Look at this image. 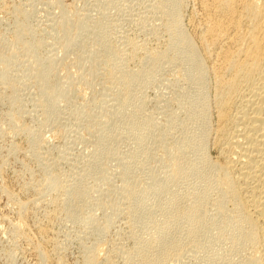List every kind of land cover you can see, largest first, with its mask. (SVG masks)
Wrapping results in <instances>:
<instances>
[{
    "label": "rangeland",
    "instance_id": "rangeland-1",
    "mask_svg": "<svg viewBox=\"0 0 264 264\" xmlns=\"http://www.w3.org/2000/svg\"><path fill=\"white\" fill-rule=\"evenodd\" d=\"M169 2L170 0H165V4L162 0L161 2L160 0H0V264H85L86 262L88 264H140V262L144 264L145 259L148 260L146 264L148 262L149 264H210L211 262L214 264H240L241 262L242 264H247L243 258L242 250L239 247H234L235 243H232L233 238H238L237 231L234 228L237 223L234 226H232L233 223H230L235 221V207L229 199L222 197L223 195L220 196L222 194L221 189L215 182L218 171L214 166L211 172L212 165L219 160L217 159V152L212 139V130L215 126V113L211 103L214 87L213 77L207 72L209 76L204 73L207 76L199 77L197 71H195L196 66L183 55H180V52H184V48L173 49L178 52H176L177 55L172 50L176 32L174 31L175 28L173 29L174 33L170 26L173 17H178V13H180L182 17L179 16V19H176L179 23L177 22L178 26L175 30L178 31L180 29V33L188 34L187 36L192 39L195 49L201 56L200 59L202 58V62L205 63L206 49L204 44V48L201 46L200 42H202L201 38L204 34L202 26L209 17L200 7L199 0H179L177 11L175 8H171L172 6ZM162 3L164 6H160ZM166 3H169L167 6L171 10L165 6ZM171 12H174L173 15H171ZM170 17L172 21H170ZM169 22L171 23L168 24ZM17 23L20 26L24 25V28L18 26ZM19 28L24 29L25 33H22L23 35L21 34L22 37L20 36V38H18L19 35L16 31ZM201 30L202 32H200ZM170 37L173 39L171 40ZM101 39H104V41ZM20 40L22 43H20ZM67 42H70L71 47L66 48L65 44ZM73 42L74 44H72ZM36 44L40 45L37 46ZM110 51L112 56L115 54L113 57L110 56ZM167 51H171V53ZM159 52L161 54L166 52L165 57H163L164 54L161 55ZM155 53L156 55H154ZM183 54L185 55V52ZM152 55L155 59L151 57ZM158 55L160 56L156 58ZM166 56H168L167 59ZM160 57H163V59ZM182 57L185 58L186 62L188 61V65L191 63L194 67L191 64L187 66V63L181 60ZM156 59L159 63L156 62ZM48 65L52 66H49V69L51 68L49 77L45 74ZM190 67L195 68V70ZM111 70L117 72L111 75ZM137 73L140 75L138 76ZM126 74L129 75L127 76ZM185 74H188V77ZM40 75L43 78L40 79ZM149 75L151 76L149 77ZM130 76L137 77L135 80H131ZM114 78L115 80L113 81ZM116 78L119 80L117 81ZM122 79L126 80L123 81L126 83L121 82ZM195 79L199 80H196V82ZM200 79H205L203 82L206 84H201L203 82ZM67 84L69 85L66 86ZM125 84L127 85L125 86ZM200 87L201 89H198ZM47 89H57L55 92L53 90L51 96V98L54 97V101L49 98L52 100L53 105L51 100L48 99L49 101H46V98L50 97V95L46 94L48 91L45 94H41ZM57 91L58 93L59 91L65 93L62 96L60 93L55 95ZM202 93L205 99L201 95ZM99 97H101L100 99L108 100L116 99L115 101L119 102L115 103L116 106L118 104L117 107L115 106V109L117 108L116 111L123 109L121 110L123 112L118 115L120 122L118 121L119 123H116V126H118L119 130L122 129L119 132H123V135L120 134V136L124 137L119 136L121 139L109 137L111 140L107 137L104 138L102 140L104 148H100L101 144L98 143L100 139L96 136L99 132L101 134L103 131L105 132V128H107L105 124L100 125L98 129L94 125L95 119L93 120L90 117L93 112L90 115L88 114L89 111L84 114H88L89 117L87 115L81 116L78 112H74L76 106L88 107L93 102L91 105L94 106L95 102H99ZM204 101L205 103H203ZM45 102L47 105L50 103L52 106L53 110L50 105L48 106L49 109H47L50 114L46 109L40 107V104L46 105ZM200 104L201 107H203L202 105L206 106L205 109L204 107H199L198 105ZM120 106L123 107L120 108ZM193 106H198L199 110H203L193 109ZM198 107L196 108L198 109ZM189 109L191 110L190 112ZM193 110L197 112L192 115ZM43 112L46 113V116ZM29 114L32 115L30 116ZM103 114L104 112L101 113V115ZM96 115L99 116L100 113ZM198 116L200 119H197ZM205 116L207 117L205 118ZM91 120H93V123ZM153 122L159 129L154 126ZM200 122H206L205 126H203L205 131L201 130L203 124L201 123L200 125ZM39 123L41 124L39 125ZM147 125H152L153 127H148ZM194 125L196 126L195 128ZM39 126L41 127L39 128ZM24 127H27L31 134L23 133L22 128ZM153 128L155 129L152 130ZM205 128L210 130L208 131L210 134ZM124 129L128 132H125ZM146 129L147 137L145 135ZM191 133L194 135L192 136ZM184 134L185 136H183ZM201 134L204 136H201ZM31 136L33 138H30ZM160 136L163 137L160 138ZM186 136L194 140L189 141ZM154 137L155 140H153ZM34 138L37 140H34ZM202 138L204 139L201 140ZM31 140L36 141L35 144ZM177 141L180 142L181 146L185 145L184 152ZM187 142L190 144L188 143V145ZM176 143L179 146H176ZM201 144L204 149L200 147ZM174 146L176 148L179 147V151L181 150V152H177L181 156L177 157V161H179V158V163H183L182 165L177 163L179 164L177 165L179 170L176 168V172L171 170V160L170 156H168L169 151L173 150ZM99 150H103V152ZM187 156L194 160H189L186 158ZM195 165L198 167H195ZM171 172H173V176L170 174ZM213 172H216V174ZM129 183H132L130 187ZM47 184H52L53 186L57 184V189H54L55 186ZM98 184L101 186H98ZM168 184L169 186H167ZM95 185L98 186V191ZM216 187L217 189H215ZM128 188L131 192L128 191L127 193ZM196 190L197 192H195ZM81 192L85 194V202L81 206L78 205L79 207L72 203L74 208L70 207V198L81 194ZM132 192H135V195ZM64 193L66 195L69 194L70 200L66 199L67 196ZM86 197H89L88 200ZM64 199L68 202L64 201ZM190 199L192 200L190 201ZM218 200L220 202L223 200L224 208L222 212H225L226 216L225 213L223 215L218 210ZM227 200L229 201L228 205ZM207 203L211 205H207ZM199 204L205 205L201 207ZM67 205H69V209ZM193 206L200 210L202 208L203 211H199ZM213 206L216 207L213 208ZM65 207L66 209H64ZM190 207L196 211H193ZM185 208L187 213H190L187 214ZM216 211L220 212L221 215L218 212L216 213ZM89 215L92 217V224L91 222L87 224L90 227L78 223L81 218ZM200 215L203 216L201 217ZM227 215L234 218H228ZM191 218L195 219H192V221ZM188 219L189 221H187ZM218 219L221 220L219 221ZM223 219L226 224L222 221ZM195 222L197 223L195 224ZM229 223L230 225L232 224L231 227L233 229L229 227ZM164 224L167 228L162 227ZM223 224H225L226 230H222L224 228ZM193 225L195 228L199 226L196 232L195 228L193 229ZM218 226L220 227L218 228ZM201 227H203L202 230ZM220 228L221 230L219 231ZM230 231H233V234ZM154 232L157 234L158 232H163V234L160 236L159 233L158 238L157 234V237L153 235ZM235 234L237 235L235 236ZM151 237H153V240ZM155 238L158 239L155 240ZM172 240L176 244H172ZM150 242L155 244L153 245ZM182 242L185 244H182ZM195 244H200L201 246ZM148 245H153L154 248ZM143 247L145 250H143ZM213 247L217 248L214 249ZM168 248L171 250H167ZM136 251L143 257L139 258ZM182 251L185 252L183 253ZM135 254L136 256L138 255L137 258L136 256L132 257ZM151 254H154V256ZM128 255L131 256L129 257Z\"/></svg>",
    "mask_w": 264,
    "mask_h": 264
},
{
    "label": "bare ground",
    "instance_id": "bare-ground-1",
    "mask_svg": "<svg viewBox=\"0 0 264 264\" xmlns=\"http://www.w3.org/2000/svg\"><path fill=\"white\" fill-rule=\"evenodd\" d=\"M159 1V0H158ZM167 1V0H166ZM160 2H161V0H160ZM162 2L165 4V0H162ZM163 3L162 4H160V6L161 5H163ZM170 5L172 6L171 8H175V10H176V8L178 9L179 8V0H170ZM169 3H166V5L165 6H167ZM199 5H200V7L202 8V10H203V12L204 13H207V15H208V19H207V21L203 24V30H204V34L202 35V38H201V40H202V42H200V44H201V46L204 48V46H205V49H206V54H205V56H204V61H205V63L204 62H202V58L200 59V54H198V52H197V50L195 49L196 47H194V45H193V43H192V39L191 38H189V36H187L186 34H183V33H180V29H179V27H178V31L177 30H175V29H177V26H178V24H177V20L176 19H179V16L180 17H182L181 15H180V13H178L179 14V16L178 17H176V16H174L173 17V21H172V19H171V17L169 18V19H171L170 21H172V24H171V26L170 27H172V31H173V29H174V31L176 32V35H175V38H174V41H173V43H172V50L173 49H176L177 50V48H180V47H182V48H184V52H185V55L182 53V52H180V55H183L185 58H187L192 64H194V66H196V70H195V68L193 69V65L191 64V63H189V65H188V61L186 62V60H184L185 58H181V60H183L184 62H186L185 64L187 65V66H190V64L193 66V67H190V68H192V70H195V71H197V74H198V76L199 77H201L202 78V76H204L205 74L204 73H209L212 77H213V80H214V87H213V93H212V105H213V108H214V113H215V126H214V128H213V130H212V139H213V145H214V148H215V150H216V152H217V159H219V160H217L216 162H215V164L214 165H212V168H211V172H212V169H213V166H214V168H216V170L218 171V173H217V179L215 180V182L217 183V185L219 186V188L221 189V192H222V194H220V196H222V197H224V198H226V199H229L231 202H232V204L234 205V210H236V212L234 213V214H236V216H235V218L234 217H231V216H228V218H234L235 219V221H233V222H230L229 220H228V222H230V223H233V225L232 226H234L236 223V225L234 226V228H235V230L237 231V234H238V238L236 237V239L235 238H233L234 240L232 241V243L234 244V247H239L240 248V250H242V253H243V258H244V260H245V262L247 263V264H264V0H199ZM164 6V5H163ZM168 7V6H167ZM166 7V8H167ZM181 7V6H180ZM160 8V7H159ZM169 8V7H168ZM158 9V8H157ZM170 9V8H169ZM162 10H164L163 8H162ZM168 10V9H167ZM171 10V9H170ZM177 11V10H176ZM161 12V11H160ZM164 12H165V10H164ZM179 12H181V11H179ZM167 13H169L168 11H167ZM166 13V14H167ZM172 13V12H171ZM174 13V12H173ZM173 13L171 14V15H173ZM177 13V12H176ZM164 14V13H163ZM165 14V15H166ZM177 14V15H178ZM170 15V14H169ZM175 15V14H174ZM166 17V19H168L167 18V16H165ZM165 19V18H164ZM182 19V18H181ZM64 20H66V19H64ZM63 20V21H64ZM168 21V20H167ZM65 22V21H64ZM166 23V22H165ZM171 22H169L168 24H170ZM179 23V22H178ZM181 23V22H180ZM18 24V26H20L19 25V23H17ZM61 24V23H60ZM62 25H63V23H62ZM182 25V24H181ZM18 26H17V28H18ZM166 26H168V25H166ZM20 27H23L24 28V25L23 26H20ZM26 27V26H25ZM63 27V26H62ZM167 28V27H166ZM169 29V28H168ZM24 29H22V28H19V29H17L16 31H17V34L19 35V37L18 38H20V36H21V34L23 33V34H25L24 33V31H23ZM65 30V29H64ZM170 30V31H171ZM182 30V29H181ZM173 31V32H174ZM199 31V30H198ZM66 32V31H65ZM168 32H169V30H168ZM174 32V33H175ZM200 32H202V30L200 31ZM171 33V32H170ZM169 33V34H170ZM22 34V35H23ZM101 35V34H100ZM171 35V34H170ZM169 35V36H170ZM201 35V34H200ZM99 36V35H98ZM172 36V35H171ZM22 37V36H21ZM101 37V36H100ZM104 37V36H103ZM171 38V37H170ZM98 39V38H97ZM173 38H171V40H172ZM17 40V39H16ZM36 40V39H35ZM102 40V39H101ZM19 41V40H18ZM65 41H67V40H65ZM102 41H104V39L102 40ZM17 42V41H16ZM20 43H22L21 42V40H20ZM35 43V42H34ZM168 43V42H167ZM28 44V43H27ZM72 44H74V42L72 43ZM101 44H103V43H101ZM169 44H170V42H169ZM203 44H204V46H203ZM29 45V44H28ZM32 45V44H31ZM37 45V44H36ZM40 44H38L37 46H39ZM66 48L67 47H71L70 45V42H67L66 44ZM171 45V44H170ZM10 46V45H9ZM8 46V47H9ZM167 46V45H166ZM206 46H207V48H206ZM169 47V46H168ZM7 48V47H6ZM65 48V49H66ZM181 48V49H182ZM27 49V48H26ZM69 49V48H68ZM106 49V48H105ZM166 50H167V48H165ZM169 50H170V48H169ZM107 51V50H106ZM109 52V51H108ZM167 52H169V51H167ZM173 52H175L174 50H173ZM177 52V51H176ZM175 52V53H176ZM104 53V52H103ZM160 53V52H159ZM159 53H157V54H159ZM163 53V52H162ZM169 53H171V51L169 52ZM178 53V52H177ZM177 53H176V55H177ZM182 53V54H181ZM69 54V53H68ZM105 54V53H104ZM109 54H111V51H110V53ZM161 54V53H160ZM164 54V53H163ZM163 54H161V55H163ZM165 54H166V52H165ZM165 54H164V56L163 57H165ZM173 54V53H172ZM115 55V54H114ZM113 55V56H114ZM154 55H156V53L154 54ZM207 55V56H206ZM110 56H112V54L110 55ZM112 56V57H113ZM160 55H158V56H156V58H158ZM175 56V55H174ZM179 56V55H178ZM116 57V56H115ZM151 57H154L153 55L151 56ZM150 57V58H151ZM163 57H160L161 59H163ZM167 57L168 56H166V59H167ZM173 57V56H172ZM171 57V59H173ZM176 57V56H175ZM5 58V57H4ZM179 58H180V56H179ZM178 58V59H179ZM74 59V58H73ZM117 59V58H116ZM152 59V58H151ZM154 59H155V57H154ZM165 59V58H164ZM206 59H207V61H206ZM108 60V59H107ZM115 60V59H114ZM114 60H112V61H114ZM153 60V59H152ZM157 60V59H156ZM156 60H154V61H156ZM170 60V59H169ZM168 60V61H169ZM174 60V59H173ZM181 60H179V61H181ZM51 61V60H50ZM111 61V60H110ZM153 61V62H154ZM163 61V60H162ZM175 61V60H174ZM88 62V61H87ZM86 62V63H87ZM106 62V61H105ZM120 62H122V61H120ZM145 62V61H144ZM151 62V61H150ZM152 62V63H153ZM156 62H158V60L156 61ZM52 63V62H51ZM55 63V62H54ZM112 63V62H111ZM142 63H143V60H142ZM141 63V64H142ZM159 63V62H158ZM50 64V63H49ZM107 64H108V62H107ZM145 64V63H144ZM148 64V63H147ZM146 64V65H147ZM155 64V63H154ZM52 65V64H51ZM78 65V64H77ZM81 65V64H80ZM113 65V64H112ZM119 65H120V63H119ZM150 65V64H149ZM158 65V64H157ZM182 65V64H181ZM44 66V65H43ZM49 66L50 65H48L47 67L48 68H46L47 69V72L45 73L43 70V72L45 73V74H47L48 75V77H49V75H50V73H49V70H51V68L49 69ZM87 66H89V65H87ZM94 66H96V65H94ZM151 66V65H150ZM50 67H52V66H50ZM85 67H86V64H85ZM104 67H106V66H104ZM111 67V66H110ZM115 67V66H114ZM119 67V66H118ZM148 67V66H147ZM182 67H184V66H182ZM42 68V67H41ZM44 68V67H43ZM90 68V67H89ZM96 68V67H95ZM101 68V67H100ZM186 68V67H185ZM189 68V69H190ZM37 69V68H36ZM56 69V68H55ZM91 69V68H90ZM106 69V68H105ZM108 69V68H107ZM112 69V68H111ZM115 69V68H114ZM139 69V68H138ZM138 69H137V71H138ZM184 69V68H183ZM93 70V69H92ZM109 70V69H108ZM117 70V69H116ZM125 70V69H124ZM142 70V69H141ZM185 70V69H184ZM73 71V70H72ZM83 71V70H82ZM112 71V73H111V75H113V73H116L114 70H111ZM139 71H140V69H139ZM188 72V71H187ZM130 73V72H129ZM140 74H141V72H139ZM144 73V72H143ZM148 73V72H147ZM150 73V72H149ZM192 73H193V71H192ZM192 73H190V75L191 76H193L192 75ZM206 73V74H207ZM131 74V73H130ZM138 74V73H137ZM140 74H138V76L140 75ZM194 74V73H193ZM122 75H125V74H122ZM127 76L129 75V74H126ZM146 75H148V74H146ZM151 75H153V74H151ZM151 75H149V77L151 76ZM181 75V74H180ZM186 75V74H185ZM184 75V76H185ZM188 75V74H187ZM186 75V76H187ZM208 75V74H207ZM207 75H205V76H207ZM41 77H40V79L41 78H43L42 77V75H40ZM92 76V75H91ZM109 76H110V74H109ZM117 76V75H116ZM143 76H144V74H143ZM197 76V75H196ZM209 76V75H208ZM46 77V76H45ZM90 77V76H89ZM118 77H119V75H118ZM117 77V78H118ZM125 77V76H124ZM123 77V78H124ZM137 77V76H136ZM136 77L135 76H130V78H131V80L133 79V80H135L136 79ZM148 77V76H147ZM188 77V76H187ZM186 77V78H187ZM190 77V76H189ZM198 77V78H199ZM112 78H113V76H112ZM117 78H116V80H117ZM128 78V77H127ZM184 78V77H183ZM194 78V77H193ZM195 78H197V77H195ZM205 78V77H204ZM207 78V77H206ZM44 79H46V78H44ZM111 79V78H110ZM121 79V78H120ZM148 79V78H147ZM181 79V78H180ZM43 80V79H42ZM48 80V79H47ZM94 80V79H93ZM112 80V79H111ZM115 80V78L113 79V81ZM119 80V79H118ZM117 80V81H118ZM149 80H151V79H149ZM182 80V79H181ZM184 80H186V79H184ZM187 80H188V78H187ZM191 80H192V77H191ZM194 80V79H193ZM197 79H195V81H196ZM199 80V79H198ZM197 80V81H198ZM200 80H202V79H200ZM203 80H205V79H203ZM203 80H202V82H203ZM43 81H45V80H43ZM96 81V80H95ZM113 81H112V83H113ZM123 81H126V80H124V79H122L121 80V82H123ZM129 81V80H128ZM127 81V82H128ZM145 81H146V79H145ZM189 81V80H188ZM187 81V82H188ZM196 81V82H197ZM99 82V81H98ZM120 82V81H119ZM119 82H117V83H119ZM143 82V81H142ZM190 82V81H189ZM200 82V81H199ZM207 82V81H206ZM91 83V82H90ZM104 83V82H103ZM123 83H126V82H123ZM122 83V84H123ZM128 83H130V82H128ZM132 83H133V81H132ZM135 83H136V81H135ZM134 83V84H135ZM201 83V82H200ZM205 82H203V83H201V84H204ZM116 84V83H115ZM121 84V85H122ZM146 84H147V82H146ZM193 84V83H192ZM206 84V83H205ZM69 84H67L66 86H68ZM119 85V84H118ZM127 84H125V86H126ZM190 85V84H189ZM89 86V85H88ZM110 86V85H109ZM114 86H116V85H114ZM134 86V85H133ZM47 87V86H46ZM49 87H50V85H49ZM48 87V88H49ZM63 87V86H62ZM65 87V86H64ZM111 87H113L112 85H111ZM130 87V86H129ZM43 88V87H42ZM50 88H52V86L50 87ZM67 88V87H66ZM128 88V87H127ZM205 88V87H204ZM62 89V88H61ZM110 89V88H109ZM117 89H119L118 87H117ZM125 89V88H124ZM123 89V91H125ZM133 89V88H132ZM131 89V90H132ZM198 89H201V87L200 88H198ZM54 90V89H53ZM53 90H43L44 92L43 93H41V94H45V92L46 91H48V93L46 92V94L47 95H50V97H48V98H46V101H49V100H53V98H51V96H52V94H53ZM57 90V89H56ZM56 90H54V92L56 91ZM59 90V89H58ZM111 90V89H110ZM196 90V89H195ZM205 90V89H204ZM61 91V90H60ZM59 91V93H60V95L62 96L63 95V93H65V92H60ZM64 91V90H63ZM77 91V90H76ZM112 91V90H111ZM114 91H116V90H114ZM118 91V90H117ZM130 91V90H129ZM206 91H207V89H206ZM113 92V91H112ZM118 92H120V91H118ZM127 92V91H126ZM125 92V93H126ZM190 92V91H189ZM58 93V91L55 93V95ZM58 93V94H59ZM116 93V92H115ZM124 93V94H125ZM195 93V92H194ZM205 93H207V92H205ZM209 93V92H208ZM57 94V95H58ZM96 94V93H95ZM118 94V93H117ZM122 95H123V93H121ZM127 94V93H126ZM125 94V95H126ZM167 94V93H166ZM121 95V96H122ZM125 95H124V97H125ZM128 95V94H127ZM126 95V96H127ZM192 95V94H191ZM198 95V94H197ZM201 95H203V93L201 94ZM200 95V96H201ZM45 96V95H44ZM118 96V95H117ZM194 96V95H193ZM199 96V95H198ZM204 96V95H203ZM58 97V96H57ZM102 97V96H101ZM101 97H99V99L101 98ZM123 97V96H122ZM189 97V96H188ZM210 97V96H209ZM44 98V97H43ZM49 98H51V99H49ZM56 98V97H55ZM117 98V97H116ZM201 98H202V96H201ZM49 99V100H48ZM124 99V98H123ZM195 99H197V98H195ZM204 99H205V96H204ZM206 99H208V98H206ZM41 100V99H40ZM52 100H51V103H52ZM92 100V99H91ZM101 100V101H100ZM99 100V102H95V104H94V106L93 105H91V104H93V103H91V104H89V106L88 107H86V106H76L75 107V110H74V112L75 113H79V115H81V116H88L89 117V115H90V113L91 112H93V114H92V116H90L91 118H93V120L95 119V123H94V125H96V128H98L100 125H102V124H105V126L107 127V128H105V126L103 127V130H104V128H105V132L103 131V133L101 134L99 131V133H97V138H99L100 139V141H99V139H98V143H100L101 144V147L100 148H104V146H103V142H102V140H104V138H109V137H113L112 139H115V138H119V139H121L120 137H124V136H120V134L121 135H123L122 133L123 132H119V131H121V130H119V128H118V126H116V123H119L120 121H119V119L120 118H118V115H119V113L121 112V110H123V109H118L117 111H116V109H115V103H119V102H117V101H115L114 99L112 100V99H100ZM118 100H120V99H118ZM130 100H131V98H130ZM135 100V99H134ZM189 100V99H188ZM199 100H201L200 98H199ZM202 100H203V98H202ZM209 100V99H208ZM39 101V100H38ZM43 101H44V99H43ZM54 101V100H53ZM96 101V100H95ZM98 101V100H97ZM36 102V101H35ZM90 102V101H89ZM110 102H112V103H110ZM125 102V101H124ZM183 102V101H182ZM193 102V101H192ZM198 103H199V101H197ZM39 103V102H38ZM42 103V102H41ZM46 103V102H45ZM44 103V104H45ZM49 103V102H48ZM203 103H205V101L203 102ZM121 104V103H120ZM126 104V103H125ZM133 104V103H132ZM137 104V103H136ZM139 104V103H138ZM181 104V103H180ZM191 104V103H190ZM202 104V103H201ZM201 104L200 105H198L199 107H201ZM41 105V106H40ZM39 106L40 107H42L43 109H46V111H47V109H49V105H50V103H49V105H47V103H46V105H42V104H40ZM52 105H53V103H52ZM185 105V104H184ZM189 105V104H188ZM194 105V104H193ZM205 105H207V104H205ZM117 106H118V104H117ZM116 106V107H117ZM126 106V105H125ZM137 106V105H136ZM141 106V105H140ZM192 106V105H191ZM195 106V105H194ZM193 106V107H194ZM198 106H196V107H198ZM203 107H204V109H205V107L206 106H204V105H202ZM208 106V105H207ZM48 107V108H47ZM50 107H51V109H52V106L50 105ZM55 107V106H54ZM121 107H123V106H120V108ZM133 107V106H132ZM186 107V106H185ZM192 107V108H193ZM196 107H194L193 109H196V110H199V107H198V109L196 108ZM203 107H201V108H203ZM39 108V107H38ZM134 108H135V106H134ZM183 108V107H182ZM208 108V107H207ZM74 109V108H73ZM102 109V110H101ZM130 109V108H129ZM129 109H127V110H129ZM158 109V108H157ZM156 109V110H157ZM210 109V108H209ZM40 110V109H39ZM53 110V109H52ZM98 110H100V111H98ZM113 110V111H112ZM115 110V111H114ZM126 110V111H127ZM134 110V109H133ZM140 110V109H139ZM200 110H203V109H200ZM199 110V111H200ZM207 110V109H206ZM205 110V111H206ZM37 111V110H36ZM45 111V112H46ZM51 111V110H50ZM89 111V115L88 114H86V115H84L85 113H87ZM188 111V110H187ZM191 110L189 109V112H190ZM27 112V111H26ZM45 112H43V113H45ZM47 112H49V111H47ZM46 112V113H47ZM104 112V114L103 115H101V113H103ZM123 112V111H122ZM121 112V113H122ZM173 112V111H172ZM197 112V111H196ZM196 112H194V110H193V113H192V115L193 114H196ZM207 112V111H206ZM41 113V112H40ZM46 113L44 114L45 116H46ZM97 113H100V115L99 116H97L96 114ZM120 113V114H121ZM128 113V112H127ZM132 113V112H131ZM185 113H186V111H185ZM202 113V112H201ZM201 113H200V115H201ZM203 113H204V111H203ZM213 113V112H212ZM18 114V113H17ZM49 114H50V112H49ZM124 114V113H123ZM135 114V113H134ZM211 114V113H210ZM30 115V114H29ZM32 115V114H31ZM30 115V116H31ZM48 115V114H47ZM75 115V114H74ZM185 115V114H184ZM199 115V116H200ZM204 115H205V113H204ZM206 115H209V114H206ZM29 116V117H30ZM36 116V115H35ZM44 116V117H45ZM97 116V117H96ZM136 116V115H135ZM195 116H197V115H195ZM199 116H198V118L197 119H200L199 118ZM23 117V116H22ZM48 117V116H47ZM46 117V118H47ZM121 117V116H120ZM123 117V116H122ZM132 117V116H131ZM134 117V116H133ZM186 117H188V116H186ZM202 117V116H201ZM204 117V116H203ZM207 116H205V118H206ZM38 118H39V115H38ZM168 118H170V117H168ZM172 118V117H171ZM192 118V117H191ZM196 118V117H195ZM210 118V117H209ZM35 119V118H34ZM51 119V118H50ZM176 119V118H175ZM194 119V118H193ZM204 119V118H203ZM93 120H91V122L93 123ZM124 120V119H123ZM122 120V121H123ZM140 120V119H139ZM170 120V119H169ZM186 120H187V118H186ZM192 120V119H191ZM190 120V121H191ZM201 120H202V118H201ZM71 121V120H70ZM119 121V122H118ZM128 121V120H127ZM144 121V120H143ZM142 121V122H143ZM153 121H156V120H153ZM168 121V120H167ZM183 121V120H182ZM185 121V120H184ZM188 121V120H187ZM193 121V120H192ZM200 121V120H199ZM204 121H206V119H204ZM43 122V121H42ZM134 122V121H133ZM141 122V121H140ZM173 122V121H172ZM179 122V121H178ZM195 122V121H194ZM203 122V121H202ZM202 122H200V125H201V123ZM154 123V122H153ZM166 123V122H165ZM186 123V122H185ZM38 124V123H37ZM41 123H39V125H40ZM79 124V123H78ZM122 124V123H121ZM124 124V123H123ZM127 124V123H126ZM140 124V123H139ZM157 124V123H156ZM159 124V123H158ZM172 124V123H171ZM174 124V123H173ZM180 124V123H179ZM182 124V123H181ZM203 125H202V128H203V126H205V124H206V122L205 123H202ZM207 124H209L208 122H207ZM45 125V124H44ZM93 125V124H92ZM128 125V124H127ZM136 125V124H135ZM161 125V124H160ZM176 125H177V123H176ZM184 125V124H183ZM199 125V126H200ZM41 126H43V125H41ZM41 126H39V128L41 127ZM46 126V125H45ZM88 126V125H87ZM121 126H123V125H121ZM125 126V125H124ZM130 126V125H129ZM148 127H150V126H152V125H147ZM154 126H155V123H154ZM167 126H168V124H167ZM173 126V125H172ZM181 126V125H180ZM207 126V125H206ZM208 126H210V125H208ZM153 127V126H152ZM156 128L158 127L157 125L155 126ZM161 127H164V126H161ZM196 126L194 125V128H195ZM43 128V127H42ZM118 128V129H117ZM125 128H126V126H125ZM147 128V127H146ZM201 128V130H203V131H205L204 130V128L202 129ZM87 129V128H86ZM93 129V128H92ZM99 129V128H98ZM128 129V128H127ZM132 129V128H131ZM155 128H153L152 130H154ZM158 129H159V127H158ZM166 129L167 130H169L167 127H166ZM174 129H175V127H174ZM192 129V128H191ZM206 130L208 129V128H205ZM38 130V129H37ZM90 130V129H89ZM125 130V129H124ZM123 130V131H124ZM141 130V129H140ZM139 130V131H140ZM145 130V129H144ZM149 130V129H148ZM157 130V129H156ZM155 130V131H156ZM193 130V129H192ZM195 130V129H194ZM127 130H125V132H126ZM142 131V130H141ZM161 131V130H160ZM202 131V132H203ZM208 131H210V130H207V132ZM22 132L23 133H30L29 132V129L27 128V127H24V128H22ZM87 132V131H86ZM95 132V131H94ZM128 132V131H127ZM131 132V131H130ZM153 132V131H152ZM162 132V131H161ZM186 132V131H185ZM193 132V131H192ZM33 133V132H32ZM168 133V132H167ZM195 133H196V131H195ZM209 133V132H208ZM31 134V133H30ZM133 134H135V133H133ZM155 134V133H154ZM158 134H159V132H158ZM162 134H163V132H162ZM166 134V133H165ZM171 134V133H170ZM190 134V133H189ZM205 134H207L206 132H205ZM210 134V133H209ZM90 135V134H89ZM92 135H94V134H92ZM131 135V134H130ZM145 135H146V137H147V129H146V133H145ZM145 135H143V136H145ZM172 135H173V133H172ZM188 135V134H187ZM191 135L193 136L194 134H192L191 133ZM33 136V135H32ZM30 137V138H33V137ZM74 136V135H73ZM120 136V137H119ZM139 136V135H138ZM151 136V135H150ZM154 136V135H153ZM152 136V137H153ZM163 136H164V134H163ZM163 136H160V138L161 137H163ZM182 136V135H181ZM183 136H185V134L183 135ZM188 136H190V135H188ZM191 136V137H192ZM201 136H204V135H202L201 134ZM36 137H38V136H36ZM131 137H132V135H131ZM134 137V136H133ZM136 137V136H135ZM142 137V136H141ZM140 137V138H141ZM166 137H167V135H166ZM169 137H171V136H169ZM178 138H179V136H177ZM187 137V136H186ZM205 137H206V135H205ZM208 137V136H207ZM111 138H109L110 140H111ZM129 138V137H128ZM144 138V137H143ZM151 138V137H150ZM177 138V139H178ZM183 138V137H182ZM188 138V137H187ZM108 139V140H109ZM133 139V138H132ZM148 139V138H147ZM146 139V140H147ZM157 139V138H156ZM168 139V138H167ZM189 139V141L190 140H194V139H190V138H188ZM204 138H202L201 140H203ZM33 140V139H32ZM31 140V141H32ZM34 140H37V139H35L34 138ZM97 140V139H96ZM122 140H123V138H122ZM138 140V139H137ZM145 140V141H146ZM152 140V139H151ZM153 140H155V137H154V139ZM161 140H163V139H161ZM169 140V139H168ZM174 140V139H173ZM206 140V139H205ZM208 140V139H207ZM106 141V140H105ZM113 142H114V140H112ZM115 141H117V140H115ZM120 141V140H119ZM118 141V142H119ZM125 141V140H124ZM170 141H171V139H170ZM179 141H180V139H179ZM32 142H34V141H32ZM36 142V141H35ZM35 142H34V144H35ZM40 142V141H39ZM97 142V141H96ZM102 142V143H101ZM144 142V141H143ZM160 142V141H159ZM178 142V141H177ZM181 142H182V140H181ZM185 142V141H184ZM184 142H183V144H184ZM203 142V141H202ZM207 142V141H206ZM114 143H116V142H114ZM165 143H168V142H165ZM179 143V145H180V142H178ZM178 143H176L175 145L176 146H179L178 145ZM189 142H187V144H188ZM32 144V143H31ZM30 144V145H31ZM105 144V143H104ZM139 144V143H138ZM164 144V143H163ZM186 144V143H185ZM186 144V145H187ZM190 144V143H189ZM188 144V145H189ZM196 144V143H195ZM198 144H200L199 142H198ZM204 144H205V142H204ZM113 145H115V144H113ZM119 145V144H118ZM153 145V144H152ZM166 145V144H165ZM197 145V144H196ZM36 146V145H35ZM100 146V145H99ZM103 146V147H102ZM136 146V145H135ZM161 146H163V145H161ZM168 146V145H167ZM184 146L185 145H183V146H181L180 145V147H181V149H182V151L184 152V150L183 149H185L184 148ZM191 146H192V143H191ZM190 146V147H191ZM194 146V145H193ZM183 147V148H182ZM189 147V146H188ZM197 147V146H196ZM201 148H203V146H202V144H201V146H200ZM172 148V147H171ZM170 148V149H171ZM194 148H195V146H194ZM95 149V148H94ZM106 149V148H105ZM129 149V148H128ZM169 149V148H168ZM173 150H171V151H169L170 153L168 154V156H170V160H171V167L170 168H172L171 170L172 171H174L175 170V172L177 171V165H179V164H181V163H179V161H180V159L178 158V160L179 161H177V157H181L180 156V153H179V155H178V151H179V147H175L174 146V148H172ZM188 149V148H187ZM197 149V148H196ZM204 149V148H203ZM98 150V149H97ZM107 150V149H106ZM105 150V151H106ZM202 150V149H201ZM99 151H101V150H99ZM104 151V152H105ZM112 151H113V149H112ZM168 151V150H167ZM186 151V150H185ZM205 151V150H204ZM101 152H103V150L101 151ZM107 152H109V151H107ZM111 152V151H110ZM179 152H181V150L179 151ZM198 152V151H197ZM200 152V151H199ZM95 153V152H94ZM97 153V152H96ZM203 153V152H202ZM101 154V153H100ZM105 154V153H104ZM183 154V153H182ZM186 154H187V151H186ZM95 155V154H94ZM98 155H99V153H98ZM178 155V156H177ZM201 155V154H200ZM185 156V155H184ZM199 156V155H198ZM202 156V155H201ZM204 156H206L205 154H204ZM103 157V156H102ZM109 157V156H108ZM112 157H113V155H112ZM104 158H105V156H104ZM104 158H102V159H104ZM130 158V157H129ZM185 158V157H184ZM186 158H188L189 160H192V159H190V157H186ZM199 158V157H198ZM203 158H205V157H203ZM167 159H169L168 157H167ZM206 159V158H205ZM107 160V159H106ZM110 160H111V154H110ZM109 160V161H110ZM194 160V159H193ZM200 160V159H199ZM204 160V159H203ZM95 161V160H94ZM108 161V160H107ZM106 161V162H107ZM140 161V160H139ZM205 161V160H204ZM218 161H220V162H218ZM92 162V161H91ZM125 162V161H124ZM182 162V161H181ZM186 162V161H185ZM190 162V161H189ZM198 162V161H197ZM206 162H207V160H206ZM211 162V161H210ZM139 163V162H138ZM169 163H170V161H169ZM177 163H179V164H177ZM188 163V162H187ZM192 163V162H191ZM200 163V162H199ZM90 164V163H89ZM120 164V163H119ZM183 164V163H182ZM181 164V165H182ZM194 164V163H193ZM196 164V163H195ZM204 164V163H203ZM122 165V164H121ZM185 165H187L186 163H185ZM207 165V164H206ZM120 166V165H119ZM197 165H195V167H196ZM209 166V165H208ZM122 167V166H121ZM186 167V166H185ZM198 167V166H197ZM177 168V169H176ZM179 168H180V166H179ZM181 168H182V166H181ZM184 168V167H183ZM187 168V167H186ZM210 168V167H209ZM187 169H189V168H187ZM200 169V168H199ZM202 169V168H201ZM207 169V168H206ZM170 170V171H171ZM179 170V169H178ZM183 170V169H182ZM194 170V169H193ZM203 170V169H202ZM208 170V169H207ZM215 170V169H214ZM205 172V171H204ZM207 172V171H206ZM177 173H179V172H177ZM186 173V172H185ZM214 173V172H213ZM212 173V174H213ZM170 174H172V176L174 175L173 174V172H171ZM188 174V173H187ZM214 174H216V172L214 173ZM178 175V174H177ZM196 175H198L197 173H196ZM199 175H201L200 173H199ZM211 175V174H210ZM210 175H208V176H210ZM168 176H170V175H168ZM183 176V175H182ZM203 176V175H202ZM214 176V175H213ZM212 176V177H213ZM216 176V175H215ZM181 177V176H180ZM178 178V177H177ZM184 178V177H183ZM170 179V178H169ZM208 179V178H207ZM178 180V179H177ZM199 180V179H198ZM202 180V179H201ZM126 181V180H125ZM175 181V180H174ZM170 182V181H169ZM178 182V181H177ZM213 182H214V180H213ZM212 182V183H213ZM215 182L213 183L214 185H215ZM49 183V182H48ZM52 183V182H51ZM153 183V182H152ZM158 183V182H157ZM53 184V183H52ZM52 184H47V185H51V186H53ZM73 184V183H72ZM130 184V183H129ZM128 184V185H129ZM161 184H162V182H161ZM165 184V183H164ZM100 184H98V186H99ZM132 185V183L129 185V187ZM153 185V184H152ZM173 185V184H172ZM201 185H202V183H201ZM55 186V185H54ZM53 186V187H54ZM56 186H57V184H56ZM55 186V187H56ZM83 186V185H82ZM95 186H97V185H95ZM98 186H97V188H98ZM101 186V185H100ZM157 186V185H156ZM160 186V185H159ZM162 186V185H161ZM167 186H169V184L167 185ZM176 186V185H175ZM205 186V185H204ZM53 187H51V189L53 188ZM54 187V189H57V187L55 188ZM70 187H72L71 185H70ZM69 187V188H70ZM128 187V186H127ZM164 187V186H163ZM60 188V187H59ZM80 188V187H79ZM82 188V187H81ZM91 188V187H90ZM158 188V187H157ZM156 188V189H157ZM162 188V187H161ZM189 188V187H188ZM196 188V187H195ZM209 188H210V186H209ZM208 188V189H209ZM214 188V187H213ZM54 189H52V190H54ZM86 189V188H85ZM94 189V191H96L95 190V188H93ZM127 189V188H126ZM145 189V188H144ZM205 189V188H204ZM211 189V188H210ZM215 189H217V187L215 188ZM60 190V189H59ZM65 190V189H64ZM87 190V189H86ZM86 190H85V192H86ZM99 190V188L97 189V191ZM168 190V189H167ZM188 190V189H187ZM219 190V189H218ZM50 191V190H49ZM55 191V190H54ZM58 191V190H57ZM68 191V190H67ZM84 191V190H83ZM128 191L129 192H131L130 191V189L128 188V190H127V193H128ZM132 191H133V189H132ZM157 192H158V190H156ZM166 191V190H165ZM164 191V192H165ZM169 191V190H168ZM167 191V192H168ZM207 191V190H206ZM80 192V191H79ZM88 192H89V188H88ZM87 192V193H88ZM139 192V191H138ZM140 192H142V191H140ZM148 192V191H147ZM195 192H197V190L195 191ZM212 192V191H211ZM66 193V192H65ZM64 193V194H65ZM69 193V192H68ZM74 193V192H73ZM77 193H78V191H77ZM83 192H81V194H77V195H75L73 198H70L71 199V201H70V204L72 205H70V207H73V204H75L77 207H79L78 205H82L84 202H85V194L83 193ZM134 195H135V192H132ZM152 193V192H151ZM194 193V192H193ZM70 194V193H69ZM68 194V195H69ZM75 194V193H74ZM132 194V195H133ZM142 194V193H141ZM189 194V193H188ZM196 194H198V193H196ZM211 194H214V193H211ZM58 195V194H57ZM66 195V194H65ZM68 195H66L67 197H66V199L68 200L69 199V197L70 196H68ZM71 195H73L72 193H71ZM87 195V194H86ZM90 195V194H89ZM138 195H140V194H138ZM167 195V194H166ZM172 195H173V193H172ZM191 195V194H190ZM204 195V194H203ZM128 196V195H127ZM130 196H131V194H130ZM174 196V195H173ZM187 196V195H186ZM201 196V195H200ZM72 197V196H71ZM139 197V196H138ZM137 197V198H138ZM166 197V196H165ZM168 197V196H167ZM178 197V196H177ZM181 197V196H180ZM206 197V196H205ZM211 197V196H210ZM87 198V200H88V198L89 197H86ZM170 198V197H169ZM182 198V197H181ZM202 198V197H201ZM200 198V199H201ZM69 199V200H70ZM147 199V198H146ZM186 199V198H185ZM189 199V198H188ZM195 199V198H194ZM196 199H197V197H196ZM220 199H223V198H220ZM219 199V200H220ZM130 200V199H129ZM132 200V199H131ZM164 200V199H163ZM192 199H190V201H191ZM209 200V199H208ZM218 200V201H219ZM48 201V200H47ZM64 201H66L65 199H64ZM63 201V202H64ZM166 201V200H165ZM169 201V200H168ZM174 201V200H173ZM177 201V200H176ZM201 202H202V200H200ZM199 201V202H200ZM212 201V200H211ZM214 201V200H213ZM217 201V208H218V210L219 211H221V213L224 215V213L222 212V210H223V208H224V204H223V200L220 202H218ZM225 201V200H224ZM66 202H68V201H66ZM194 202V201H193ZM197 202V201H196ZM204 202V201H203ZM209 202V201H208ZM226 202H228L227 203V205L229 204V201L227 200ZM15 203V202H14ZM62 203V202H61ZM73 203V204H72ZM163 203V202H162ZM171 203V202H170ZM180 203V202H179ZM187 203V202H186ZM191 203V202H190ZM167 204V203H166ZM201 204V203H200ZM199 204V206H204V205H200ZM203 204V203H202ZM213 204V203H212ZM222 204H223V207H222ZM27 205V204H26ZM58 205V204H57ZM56 205V206H57ZM66 205V204H65ZM69 205H67V207L69 206ZM143 205V204H142ZM147 205V204H146ZM145 205V206H146ZM172 205V204H171ZM177 205V204H176ZM207 205H211V204H208L207 203ZM233 205H232V207H233ZM131 206V205H130ZM155 206V205H154ZM168 206V205H167ZM192 206V205H191ZM195 206H197V205H195ZM195 206H193L195 209L198 207H195ZM64 207V206H63ZM70 207H68V209L70 208ZM101 207V206H100ZM152 207V206H151ZM164 208H165V206H163ZM179 207V206H178ZM184 207V206H183ZM189 207V206H188ZM216 207V206H215ZM214 206H213V208H215ZM74 208V207H73ZM73 208H71V209H73ZM167 208V207H166ZM187 208V207H186ZM185 208V209H186ZM212 208V209H213ZM230 208V207H229ZM64 209H66V207L64 208ZM68 209H67V211H68ZM76 209V208H75ZM154 209V208H153ZM179 209V208H178ZM188 209V208H187ZM187 209H186V213H187ZM190 209H192L191 207H190ZM198 209V208H197ZM203 209H206V208H203ZM131 210H132V208H131ZM134 210V209H133ZM138 210V209H137ZM140 210V209H139ZM156 210V209H155ZM167 210V209H166ZM172 210V209H171ZM193 211H196V210H194V209H192ZM199 211H201L202 210V208H201V210L200 209H198ZM211 210V209H210ZM214 210V209H213ZM226 210V209H225ZM229 210V209H228ZM73 211V210H72ZM71 211V212H72ZM173 211H175V210H173ZM173 211H171V212H173ZM178 211V210H177ZM176 211V212H177ZM181 211V210H180ZM203 211V210H202ZM207 211V210H206ZM230 211H231V209H230ZM69 212V211H68ZM131 212V211H130ZM141 212V211H140ZM146 212V211H145ZM161 212V211H160ZM168 212V211H167ZM218 211H216V213H217ZM20 213V212H19ZM44 213V212H43ZM70 213V212H69ZM149 213H150V211H149ZM182 213H184V212H182ZM181 213V214H182ZM188 213H190V212H188ZM187 213V214H188ZM193 213H195V212H193ZM198 213V212H197ZM203 213V212H202ZM141 214V213H140ZM147 214V213H146ZM163 214V213H162ZM168 214H170V213H168ZM172 214V213H171ZM174 214H176L175 212H174ZM178 214V213H177ZM186 214V215H187ZM198 214H200V213H198ZM218 214L219 215H221L220 214V212H218ZM217 214V215H218ZM132 215V214H131ZM178 215H180V214H178ZM185 215V214H184ZM143 216H145V215H143ZM155 216V215H154ZM164 216V215H163ZM172 216V215H171ZM193 216V215H192ZM196 216H197V214H196ZM196 216H194V217H196ZM201 216V215H200ZM203 216V215H202ZM201 216V217H202ZM204 216H206V215H204ZM225 216H226V213H225ZM152 217V216H151ZM174 217V216H173ZM172 217V218H173ZM191 217V216H190ZM198 217V216H197ZM213 217V216H212ZM216 217H218V216H216ZM221 217V216H220ZM223 217V216H222ZM20 218V217H19ZM81 218V217H80ZM91 216L89 215L88 217L86 216V217H84V218H81L79 221H78V223H80L81 225H83V226H85V225H87V224H89L90 222H91V224H92V221H91ZM138 218V217H137ZM144 218V217H143ZM147 218V217H146ZM161 218V217H160ZM159 218V219H160ZM169 218V217H168ZM188 218V217H187ZM186 218V219H187ZM225 218V217H224ZM227 218V217H226ZM164 219V218H163ZM167 219V218H166ZM192 219H195V218H191V220ZM215 219V218H214ZM222 219V218H221ZM220 219V220H221ZM233 219V220H234ZM133 220V219H132ZM170 220H171V218H170ZM173 220V219H172ZM183 220V219H182ZM191 220H190V222H191ZM197 220V219H196ZM203 220V219H202ZM219 220V219H218ZM218 220H216V221H218ZM219 220V221H220ZM227 220V219H226ZM232 220V219H231ZM157 221V220H156ZM169 221V220H168ZM167 221V222H168ZM175 221V220H174ZM180 221V220H179ZM187 221H189V219L187 220ZM186 221V222H187ZM193 221V220H192ZM195 221V220H194ZM198 221H199V219H198ZM223 222H225V224H226V221L223 219L222 220ZM144 222V221H143ZM149 222V221H148ZM161 222V221H160ZM200 222H203V221H200ZM42 223V222H41ZM50 223V222H49ZM78 223H76V224H78ZM172 223V222H171ZM170 223V224H171ZM177 223V222H176ZM192 223H194V222H192ZM197 222H195V224H196ZM199 223V222H198ZM220 223V222H219ZM219 223H215V224H217V225H220ZM230 223H229V225H230ZM141 224V223H140ZM149 224V223H148ZM158 224V223H157ZM162 224V223H161ZM160 224V225H161ZM207 224V223H206ZM214 224V225H215ZM225 224H223L222 226H224ZM138 225H139V223H138ZM147 225V224H146ZM163 225V224H162ZM190 225V224H189ZM197 225H199V224H197ZM203 225V224H202ZM227 225H228V223H227ZM231 225L229 226V227H231ZM80 226V225H79ZM152 226V225H151ZM167 226H168V224H167ZM183 226V225H182ZM191 226H192V224H191ZM204 226V225H203ZM208 226V225H207ZM210 226V225H209ZM208 226V227H209ZM18 227V226H17ZM81 227V226H80ZM87 227H90V226H88L87 225ZM147 227H148V225H147ZM158 227V226H157ZM162 227H165V228H167L166 226H165V224H164V226H162ZM175 227H176V225H175ZM199 226H197V228H198ZM211 227V226H210ZM220 226H218V228H219ZM174 228V227H173ZM187 228H189V226H187ZM195 227H194V225H193V229H194ZM197 228H195V232H196V230H197ZM202 228L203 227H201V230H202ZM216 228H217V226H216ZM222 228V227H221ZM221 228L219 229V231L221 230ZM225 228V229H224ZM224 228L222 229V230H226L227 228H226V226H224ZM232 228V227H231ZM85 229V228H84ZM157 229V228H156ZM162 229V228H161ZM170 229V228H169ZM200 229V228H199ZM209 229V228H208ZM207 229V230H208ZM230 229V228H229ZM233 229V228H232ZM153 230H155V229H153ZM160 230V229H159ZM165 230V229H164ZM188 230V229H187ZM215 230V229H214ZM217 230V229H216ZM20 231V230H19ZM162 231V230H161ZM212 231V230H211ZM229 231V230H228ZM235 231V232H236ZM148 232V231H147ZM163 232H166V231H163ZM163 232H158V234L157 233H155L154 232V236H156V234L158 235V238H159V233H160V236L163 234ZM170 232V231H169ZM185 232H186V230H185ZM218 232V231H217ZM223 232V231H222ZM222 232H221V235H222ZM233 231H230V233L231 234H233L232 233ZM234 232V233H235ZM144 233V232H143ZM168 233V232H167ZM166 233V234H167ZM174 233V232H173ZM191 233V232H190ZM220 233V232H219ZM22 234V233H21ZM20 234V235H21ZM149 234V233H148ZM152 234V233H151ZM184 234H187V233H184ZM196 234V233H195ZM203 234V233H202ZM204 234H205V232H204ZM237 234H235V236L237 235ZM46 235V234H45ZM190 235V234H189ZM208 235H211V234H208ZM202 236V235H201ZM204 236V235H203ZM206 236V235H205ZM211 236H214V235H211ZM157 237V236H156ZM172 237V236H171ZM222 237V236H221ZM230 237V236H229ZM232 237V236H231ZM153 237H151V239H152ZM158 238H155V240L156 239H158ZM223 238H224V236H223ZM57 239V238H56ZM138 239V238H137ZM150 239V240H151ZM215 239V238H214ZM213 239V241H215ZM218 239V238H217ZM220 239V238H219ZM227 239V238H226ZM232 239V238H231ZM145 240V239H144ZM153 240V239H152ZM181 240V239H180ZM185 240V239H184ZM194 240V239H193ZM192 240V241H193ZM45 241V240H44ZM167 241V240H166ZM173 241V240H172ZM212 241V242H213ZM221 241H223V240H221ZM155 242V241H154ZM157 242H158V240H157ZM156 242V243H157ZM180 242V241H179ZM178 242V243H179ZM151 243V242H150ZM153 243V242H152ZM151 243V244H152ZM160 243V242H159ZM184 242H182V244H183ZM199 243V242H198ZM201 243V242H200ZM223 243H225V242H223ZM229 243V242H228ZM138 244V243H137ZM145 244H147V243H145ZM149 244V243H148ZM155 243H153V245H154ZM170 245H171V243H169ZM168 244V245H169ZM172 244H176L174 241H173V243ZM185 244V243H184ZM218 244H219V242H218ZM143 245V244H142ZM152 245V246H153ZM157 245V244H156ZM178 245H180V244H178ZM195 245H198V244H195ZM200 245V244H199ZM198 245V246H199ZM217 245V244H216ZM146 246V245H145ZM148 246H151V245H148ZM151 246V247H152ZM175 246H177V245H175ZM183 246V245H182ZM197 246V247H198ZM201 246V245H200ZM224 246V245H223ZM231 246V245H230ZM150 247V248H151ZM171 247V246H170ZM174 247V246H173ZM193 247H194V245H193ZM221 247H222V245H221ZM141 248V247H140ZM144 248V247H143ZM146 249H147V246L145 247ZM145 248L143 249V250H145ZM153 248H154V246H153ZM192 248V247H191ZM190 248V249H191ZM214 248V247H213ZM217 248V247H216ZM216 248H214V249H216ZM223 248V247H222ZM232 248H233V246H232ZM136 249V248H135ZM142 249V248H141ZM152 249V248H151ZM151 249H150V251H151ZM160 249V248H159ZM166 249V248H165ZM170 248H168L167 250H169ZM137 250V249H136ZM139 250V249H138ZM167 250H165V251H167ZM171 250V249H170ZM184 250V249H183ZM196 250H197V248H196ZM192 251H194V250H192ZM210 251V250H209ZM213 251H215V250H213ZM230 251V250H229ZM238 251V250H237ZM141 252H142V250H141ZM148 252V251H147ZM153 252V251H152ZM180 252V251H179ZM183 253L185 252V251H182ZM233 252V251H232ZM136 253H137V251H136ZM144 253H146V251H144ZM144 253H142V254H144ZM174 253V252H173ZM192 253V252H191ZM138 255H139V253H137ZM141 254V253H140ZM147 254V253H146ZM156 254V253H155ZM160 254V253H159ZM179 254V253H178ZM197 254H198V252H197ZM209 254V253H208ZM54 255V254H53ZM132 255V254H131ZM131 255H128L129 257L131 256ZM137 255V256H138ZM151 255H153L154 256V254H151ZM150 255V256H151ZM168 255V254H167ZM172 255V254H171ZM200 255V254H199ZM211 255V254H210ZM238 255V254H237ZM242 255V254H241ZM134 256H136V254L135 255H133L132 257L134 258ZM137 256H136V258H137ZM146 256V255H145ZM182 256V255H181ZM189 256V255H188ZM192 256V255H191ZM208 256V255H207ZM219 256V255H218ZM217 256V257H218ZM231 256H233V255H231ZM88 257V256H87ZM140 257H143V256H140L139 255V258ZM158 257V256H157ZM160 257V256H159ZM183 257V256H182ZM190 257V256H189ZM194 257V256H193ZM203 257V256H202ZM237 257V256H236ZM239 257V256H238ZM241 257V256H240ZM93 258V257H92ZM149 258V257H148ZM168 258V257H167ZM209 258V257H208ZM211 258V257H210ZM235 258V257H234ZM242 258V257H241ZM87 259V258H86ZM95 259V258H94ZM93 259V260H94ZM142 259V258H141ZM153 259H155V258H153ZM178 259V258H177ZM176 259V260H177ZM194 259V258H193ZM203 259V258H202ZM206 259V258H205ZM212 259V258H211ZM214 259V258H213ZM238 259H240V258H238ZM88 260V259H87ZM90 260H91V258H90ZM129 260V259H128ZM142 260H144V259H142ZM163 260V259H162ZM178 260H182V259H178ZM208 260V259H207ZM243 260V261H244ZM89 261V260H88ZM95 261V260H94ZM130 261V260H129ZM129 261H127V262H129ZM147 261L148 260H146L145 259V261H144V264H146L147 263ZM190 261V260H189ZM201 261H203V260H201ZM226 261H227V259H226ZM226 261H224L225 263H226ZM90 262V261H89ZM126 262V263H127ZM135 262V261H134ZM133 262V263H134ZM178 262H180V261H178ZM211 262V261H210ZM222 262V261H221ZM230 262V261H229ZM232 262H233V260H232ZM87 263V262H86ZM85 263V264H86ZM91 263H93V262H91ZM136 263H137V261H136ZM170 263V262H169ZM176 263V262H175ZM181 263V262H180ZM212 263V262H211ZM210 263V264H211ZM235 263V262H234ZM88 264V263H87ZM129 264V263H128ZM131 264V263H130ZM140 264H141V262H140ZM148 264H149V262H148ZM154 264H156V263H154ZM158 264V263H157ZM173 264V263H172ZM212 264H214V263H212ZM240 264H242V262L240 263Z\"/></svg>",
    "mask_w": 264,
    "mask_h": 264
}]
</instances>
